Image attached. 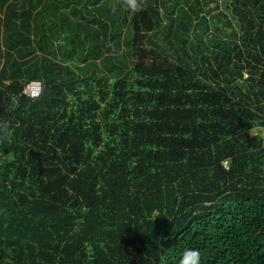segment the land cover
<instances>
[{
  "label": "trees",
  "instance_id": "1",
  "mask_svg": "<svg viewBox=\"0 0 264 264\" xmlns=\"http://www.w3.org/2000/svg\"><path fill=\"white\" fill-rule=\"evenodd\" d=\"M143 5L154 63L194 77L137 79L133 100L124 0H0V264H180L186 250L264 264V138L249 134L264 125V0ZM30 80L38 97L21 92ZM154 88L219 93L258 123L133 180V128L160 120ZM174 137L151 141L182 153Z\"/></svg>",
  "mask_w": 264,
  "mask_h": 264
},
{
  "label": "rangeland",
  "instance_id": "2",
  "mask_svg": "<svg viewBox=\"0 0 264 264\" xmlns=\"http://www.w3.org/2000/svg\"><path fill=\"white\" fill-rule=\"evenodd\" d=\"M134 10L133 19V49H132V77L133 80V97L135 100L137 98V93L146 83L140 82L142 78H190L194 77L192 74L181 72L180 74H175L173 71L168 72V68L172 66L171 61L165 59L166 67L160 65V62L154 63V58L157 53L149 45L146 44L145 39L153 29V21L147 9L143 5V0H136V7ZM139 10V11H138ZM138 11V14H137ZM138 31L143 32L136 35ZM137 36H141L138 38ZM139 39L136 43V39ZM170 62V63H169ZM156 64V65H155ZM176 64V63H175ZM182 68L181 66H179ZM173 68V67H172ZM137 87H140L139 89ZM142 88V89H141ZM167 88V85H166ZM151 94L155 95L157 103L159 105V122H145V126L133 128L132 133V179L136 180L142 177L144 171L151 172L153 170L159 169L165 165L172 162L178 161L187 156L190 152L198 151L197 145H201L205 142V138L212 136L217 137L218 135L227 136L226 134H231L238 128H241L242 121L246 118L256 125L258 122L252 120L249 114L242 105L235 103V101L230 100L219 93H210L209 95L193 93L192 96L187 95V93L182 92H168L159 91V89L154 88ZM147 91H143L146 93ZM167 92L169 94H167ZM178 99V107L176 104L173 106L174 100ZM164 103V105H163ZM164 108L163 115L161 117L160 108ZM178 108L181 110L178 114L174 113L173 110ZM192 111L188 114L186 111ZM247 109V108H246ZM178 117V120L176 118ZM232 122L230 126L231 132L225 133L223 130L220 133V128L222 124ZM156 126H153L155 125ZM180 127H176V125ZM236 124L239 127L236 128ZM259 125V124H258ZM247 123L242 125L243 129H247ZM260 126H264L261 124ZM255 126L251 130L252 133L260 134L264 138V127ZM175 132L182 134L183 143L179 145L182 153H178L179 150H173V148H163L160 149L158 146L154 145L151 139L160 141L164 139L169 142L175 137ZM159 137V138H158ZM193 147L191 150H185L187 147ZM148 167V169H146Z\"/></svg>",
  "mask_w": 264,
  "mask_h": 264
},
{
  "label": "clouds",
  "instance_id": "3",
  "mask_svg": "<svg viewBox=\"0 0 264 264\" xmlns=\"http://www.w3.org/2000/svg\"><path fill=\"white\" fill-rule=\"evenodd\" d=\"M124 2L132 8L136 7V0H124ZM40 81V80H39ZM42 83V82H41ZM254 130H250V135ZM9 133V128L6 126V123H0V134L7 135ZM200 253L197 250H186L184 252L183 258L180 261V264H199Z\"/></svg>",
  "mask_w": 264,
  "mask_h": 264
},
{
  "label": "built area",
  "instance_id": "4",
  "mask_svg": "<svg viewBox=\"0 0 264 264\" xmlns=\"http://www.w3.org/2000/svg\"><path fill=\"white\" fill-rule=\"evenodd\" d=\"M42 91V83L39 80L27 81L22 87V94L29 98H35L40 95Z\"/></svg>",
  "mask_w": 264,
  "mask_h": 264
},
{
  "label": "water",
  "instance_id": "5",
  "mask_svg": "<svg viewBox=\"0 0 264 264\" xmlns=\"http://www.w3.org/2000/svg\"><path fill=\"white\" fill-rule=\"evenodd\" d=\"M29 153H30V155L36 157L37 164H38V170L40 171L41 170V164H40V159H39V153L34 151V150H32V149L29 150Z\"/></svg>",
  "mask_w": 264,
  "mask_h": 264
},
{
  "label": "crops",
  "instance_id": "6",
  "mask_svg": "<svg viewBox=\"0 0 264 264\" xmlns=\"http://www.w3.org/2000/svg\"><path fill=\"white\" fill-rule=\"evenodd\" d=\"M185 72H186V70H185Z\"/></svg>",
  "mask_w": 264,
  "mask_h": 264
}]
</instances>
